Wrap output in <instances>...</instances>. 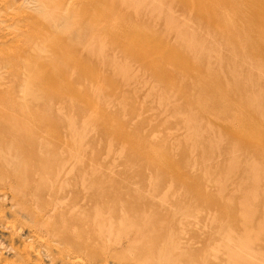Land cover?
Masks as SVG:
<instances>
[{"label": "rangeland", "instance_id": "rangeland-1", "mask_svg": "<svg viewBox=\"0 0 264 264\" xmlns=\"http://www.w3.org/2000/svg\"><path fill=\"white\" fill-rule=\"evenodd\" d=\"M0 14V136L27 131L16 151L37 155L39 188L105 218L149 223L190 201L264 222V0H0ZM47 40L64 60L35 51ZM20 83L37 96L15 119ZM3 197L1 264H68L45 251L32 206ZM135 236L97 245L130 255Z\"/></svg>", "mask_w": 264, "mask_h": 264}, {"label": "bare ground", "instance_id": "bare-ground-1", "mask_svg": "<svg viewBox=\"0 0 264 264\" xmlns=\"http://www.w3.org/2000/svg\"><path fill=\"white\" fill-rule=\"evenodd\" d=\"M47 2L49 3V1ZM44 8L46 9V7ZM68 18L71 19L70 16ZM32 27L40 28L42 26L33 25ZM89 29L91 32H95L97 38H99V25L87 21L85 30L89 31ZM39 46L34 48L35 51H39V49L41 51V49L47 47V50L52 48L50 52L55 57L59 56L60 60H64L66 57V53L62 49L59 50L49 40L40 41ZM34 60H36L35 57L31 56V61L28 59L24 60L25 62L22 61L27 65L31 63L32 65L29 66H33L35 69L41 64V59L36 60V64ZM26 70L30 72L29 70L31 69ZM27 71L24 72L28 73ZM22 76L24 75L22 74ZM33 79H31V82ZM34 80V82H37L40 79L38 77ZM24 81H26V78ZM28 85L27 87L30 86ZM20 87L23 97L17 99V101L22 102L11 113L12 117L18 114L15 119L18 118L21 111H28V102L25 101L24 97L33 101L37 96L36 93L33 94L29 91L30 87L27 90L24 84L22 85L21 83ZM26 114L27 118L34 116L33 114L31 115L30 111ZM27 123L30 124L29 122ZM35 123L37 122L32 124L34 125ZM4 127L10 129V136L12 138L16 137L17 140L14 138L16 141L11 142L8 138L0 136V182L7 181L6 183L13 186L7 191H0V195H4L3 198H5V195L11 196L12 199H16V202H20L25 207L32 206L29 208L37 213L36 216L39 220L38 229L42 232L41 240L48 254L55 252L61 258L66 259L68 264H264V222H255L250 215L244 212H234L223 207L219 208L220 206H217L218 202L212 206L207 204L195 206L190 201L186 202L173 212H168L166 219L151 218L152 220H149V223L153 224L151 225L147 221L125 220L124 217L105 218L101 215L91 214L83 206L69 205L64 198L56 199L51 195L49 188H39L35 175L32 172H28L32 158L34 157V160H36L37 155L32 153V151L27 155L16 151V147L19 145L17 143L20 139L19 136H25L26 138L28 136L27 131H17L14 129L13 123L6 124ZM31 131L29 130V132ZM34 135L36 134L34 133ZM41 154L45 156L43 152ZM39 158L44 157L39 156ZM41 166L44 165L39 163L37 169H42ZM34 183H37V185H33ZM46 196L49 197L48 202H45ZM40 210L43 212L42 215H39ZM141 217L146 218V215H141ZM5 224L7 223L5 222ZM130 226L136 229L135 244H138L137 250L130 255L105 258L103 248L98 245H102L105 241H113L120 233L122 227ZM15 233L20 234L18 230ZM147 233L151 234V237ZM16 236L18 237V235ZM25 236L27 235L25 234ZM26 242L29 243L28 240ZM29 249L32 248L29 247ZM34 255L36 254H32V256Z\"/></svg>", "mask_w": 264, "mask_h": 264}]
</instances>
